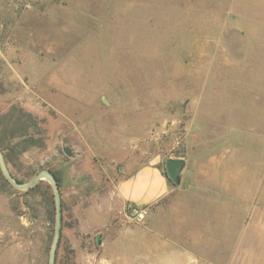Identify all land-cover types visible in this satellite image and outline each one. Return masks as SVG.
Returning a JSON list of instances; mask_svg holds the SVG:
<instances>
[{"label": "rangeland", "instance_id": "obj_1", "mask_svg": "<svg viewBox=\"0 0 264 264\" xmlns=\"http://www.w3.org/2000/svg\"><path fill=\"white\" fill-rule=\"evenodd\" d=\"M255 33L264 34V0H0V140L15 135L8 167L18 178L43 168L59 178L56 264H100L99 242L120 220L118 180L150 161L166 169L169 158L186 160L181 183L172 180L173 192L148 211L128 208L126 239L103 256L181 257L174 227H188L195 147L219 149L232 133L264 145L255 133L264 117H252L264 75L237 70ZM208 209L191 257L228 264L242 243ZM55 226L51 183L18 189L0 168V264H48ZM249 234L244 245L253 246Z\"/></svg>", "mask_w": 264, "mask_h": 264}, {"label": "crops", "instance_id": "obj_2", "mask_svg": "<svg viewBox=\"0 0 264 264\" xmlns=\"http://www.w3.org/2000/svg\"><path fill=\"white\" fill-rule=\"evenodd\" d=\"M251 46L244 51L242 61H238V74L254 73L264 75V34L255 33L251 36ZM240 79V76H239ZM246 79V78H245ZM263 93L255 97L254 105L257 106L252 117H264V87ZM250 116V115H248ZM251 117V116H250ZM237 118V117H236ZM259 121V119H256ZM258 134L264 139V133L258 125ZM228 136L227 143L219 149L204 154L195 147L194 161L187 171L189 212L188 227L179 225L174 227L180 239L176 245L181 257L172 260L171 264H197L199 261L191 257L200 224L199 213L211 206L214 219H221V233L224 235H238L242 255L231 259L228 264H264V145L254 147L246 145L244 136L234 138ZM231 138V139H229ZM196 146V143L195 145ZM173 192L169 176L158 161L142 164L135 171L122 176L116 184V215L120 220L115 222L113 229L107 227V237L99 242L100 264H112L103 256V250L110 244L123 242L128 235V208L148 211L150 207L163 201ZM204 203V205H202ZM218 211V212H217ZM150 227H143V232ZM188 230L187 237L182 231ZM158 227L156 234L163 240L164 230ZM87 232V231H86ZM251 233L254 239L253 246L244 245L245 234ZM89 235V233H85ZM188 244H184V240ZM183 242V243H182ZM195 247V246H194ZM247 250V256H246ZM245 251V252H244ZM94 259L96 254L90 252ZM118 254H116V257ZM187 256L190 259H187ZM122 261L117 260V264ZM200 262V261H199ZM215 260L205 257L203 264H214ZM123 264H133L128 259ZM148 264H165L164 261L148 259Z\"/></svg>", "mask_w": 264, "mask_h": 264}, {"label": "water", "instance_id": "obj_3", "mask_svg": "<svg viewBox=\"0 0 264 264\" xmlns=\"http://www.w3.org/2000/svg\"><path fill=\"white\" fill-rule=\"evenodd\" d=\"M68 155H72V151L69 147L65 148ZM186 165L184 158H169L166 161V170L169 178H171L176 184L181 183L182 171ZM0 168L5 178L15 187L22 190H29L34 187L40 180L47 179L54 190L55 203H56V226L53 236V241L50 248L48 264H56L58 246L62 234L63 225V204L62 193L58 179L54 172L50 169L43 168L39 170L30 180H19L8 167L4 152L0 148Z\"/></svg>", "mask_w": 264, "mask_h": 264}, {"label": "trees", "instance_id": "obj_4", "mask_svg": "<svg viewBox=\"0 0 264 264\" xmlns=\"http://www.w3.org/2000/svg\"><path fill=\"white\" fill-rule=\"evenodd\" d=\"M27 133V128H24V132L22 133V136H26ZM15 137V135H11L8 139H10V141L12 142L11 139H13ZM28 140V139H26ZM10 141H7V138H3L0 140V148L2 149V151L4 152L7 164L16 156V154L18 153V147L19 144L18 143H10ZM166 174H167V170L164 168ZM52 171V170H51ZM12 172V171H11ZM54 172V171H52ZM13 173V172H12ZM14 174V173H13ZM54 174L56 175L58 182H59V178L57 176V174L54 172ZM15 175V174H14ZM168 175V174H167ZM16 176V175H15ZM17 177V176H16ZM18 178V177H17ZM19 180H22L20 178H18ZM25 181V180H22ZM170 181L172 182V179L170 178ZM60 185V182H59Z\"/></svg>", "mask_w": 264, "mask_h": 264}, {"label": "built area", "instance_id": "obj_5", "mask_svg": "<svg viewBox=\"0 0 264 264\" xmlns=\"http://www.w3.org/2000/svg\"><path fill=\"white\" fill-rule=\"evenodd\" d=\"M141 216H142V214H141Z\"/></svg>", "mask_w": 264, "mask_h": 264}]
</instances>
